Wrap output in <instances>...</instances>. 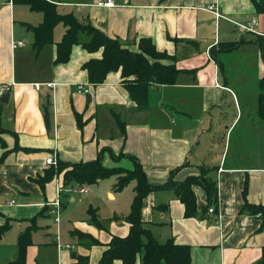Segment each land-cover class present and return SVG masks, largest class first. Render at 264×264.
Here are the masks:
<instances>
[{"label":"crops","instance_id":"obj_1","mask_svg":"<svg viewBox=\"0 0 264 264\" xmlns=\"http://www.w3.org/2000/svg\"><path fill=\"white\" fill-rule=\"evenodd\" d=\"M51 1L59 13L89 21L132 50L139 49V38L149 37L158 50L175 56L180 70L175 83L151 85L149 106L141 110L124 87L120 70L109 72L102 83L88 82L82 64L100 57L101 49L89 52L75 44L68 61L55 63L56 42L65 32L64 25L58 22L54 42L36 51L25 23L38 25L43 14L25 4L0 0V85H7L8 93L7 101H0L1 136L6 143V148L0 145V224L7 217L26 223L50 214L58 225L69 196L67 189L73 188V183L64 187L62 176L55 175L41 187L37 178L54 166L47 164L49 156L60 162H77L92 160L104 150V165L132 168L128 157L115 160L111 151L129 153L139 160L154 185L164 183L177 167V180L198 174L203 163L215 167L212 176L218 200L209 205L213 212L208 211L206 193L198 185L193 186L198 214L192 217L184 215V205L172 190L159 189L144 198L142 220L158 240L172 237L176 243L189 245L191 264H254L264 246V228L259 229L262 219L240 208L245 179L247 201L264 204V122L257 120V109L252 108L264 87V59L255 35L264 36V12H258L252 0H114L111 7L98 4L104 0ZM215 11L222 16H216ZM251 18L257 19L255 33L237 25ZM236 31L241 33L239 37ZM20 40L25 44L13 48L12 42ZM237 40L240 43L235 49H220L221 44ZM247 41L257 46L253 59L258 55L262 61L250 62L253 71L234 74L225 67L227 58L240 56L242 61L243 56L251 57L250 51L238 53ZM36 82L54 85L42 84L37 90ZM79 84L87 86L89 93L78 92ZM230 106L235 108L234 114ZM5 150L8 153L1 158ZM132 183L121 191L107 190L111 199L125 190L128 199L127 210L113 211L109 218H119H113L109 227L74 222L71 236H76L75 231L90 233L101 244L87 247L77 237L76 246L67 247L58 242V226L52 243L45 237L34 241L32 228L26 264H71L73 253L96 264L103 244L113 235L125 236L129 231L122 217L130 208ZM58 184L63 191L59 220L55 221L50 203L56 199ZM25 228L19 229L18 235ZM2 253L8 254L3 256L6 262L12 261L17 240ZM135 264H141L140 257Z\"/></svg>","mask_w":264,"mask_h":264},{"label":"trees","instance_id":"obj_2","mask_svg":"<svg viewBox=\"0 0 264 264\" xmlns=\"http://www.w3.org/2000/svg\"><path fill=\"white\" fill-rule=\"evenodd\" d=\"M258 12H264V0H252ZM15 4H25L33 11L43 14V19L38 25L25 23L32 32L33 39L31 46L36 51L43 46L53 43V30L58 22L65 27L62 38L56 42L55 63L68 61L71 49L75 44H81L89 52H96L101 49L100 57H93L82 64L86 70L87 80L91 84L104 82L107 74L111 71L120 70L121 81L126 88L130 98L141 110L147 109L149 90L152 84L166 85L173 84L180 69L175 65V56L166 51L158 50L149 37L139 38V49L132 50L125 46L118 38L110 37L96 28L89 21H80L74 14H61L57 11L55 3L51 0H12ZM264 59V36L255 34ZM173 41L177 39L172 37ZM240 43V40L230 41L221 44V50H233ZM264 82V79H263ZM262 82V83H263ZM264 92L258 94L257 115L264 122ZM117 123L124 131V123L117 117ZM79 121V125H80ZM3 129L0 126V145L6 148V143L1 134ZM103 151H99L92 160H81L77 162H60L56 166H51L45 170L42 176L37 178L38 183L43 188L44 185L53 179L55 175H62V185L66 187L70 183H76L80 188L84 185L97 183L99 180L110 176H115L113 190L120 191L130 183L133 184V197L128 213L123 216V220L129 224V231L125 236L113 235L110 240L103 244L105 246L96 264H114L119 260L121 264H135L138 257L141 264H191L190 246L176 243L172 237L160 242L151 229L147 227L141 218V208L144 198L152 191L159 189L172 190L174 195L184 205V215L186 217L196 216L197 200L193 186L198 185L206 193L207 207L217 203L218 188L212 171L215 167L200 164L199 173L189 175L182 180L175 179L173 169L169 173L168 179L162 184H151L146 176L145 170L139 160L132 154L120 152L112 157L118 160L128 157L132 163V168L122 166H106L103 164ZM8 150L2 153L4 158ZM247 179H245L242 195L244 202L240 208L242 212L252 215L259 214L262 222L259 229L264 228V204H252L246 199ZM88 221L98 228H103L99 221L96 209L88 206ZM113 218H119L117 215ZM11 218L0 224V240L11 226ZM33 220V219H31ZM31 227L28 226L19 233L17 238V255L9 262L3 264H26L27 247L31 244ZM80 244L85 246L98 245L101 242L90 233L75 231ZM75 261L71 264H91L85 255L73 253ZM254 264H264V246L261 257Z\"/></svg>","mask_w":264,"mask_h":264},{"label":"rangeland","instance_id":"obj_3","mask_svg":"<svg viewBox=\"0 0 264 264\" xmlns=\"http://www.w3.org/2000/svg\"><path fill=\"white\" fill-rule=\"evenodd\" d=\"M256 15L259 14L256 13ZM234 33L237 35V37H239V35L241 34L238 31ZM250 35L251 34L245 35V33H243V36L248 37ZM256 49L257 46L255 43L253 44V42L247 41L242 43L238 53H240L241 50L246 52L250 51L251 57L243 56L241 61L240 56H236V58L228 56L227 58L228 62L226 63L225 67L229 70H232L234 74H238V75H241V71L244 69L252 70L253 63H250L251 61H262L260 60L259 58L260 56L258 55L253 59L252 52L255 51ZM222 59L225 60V58ZM257 68L259 67L257 66ZM263 76H264V72H263ZM259 78L260 77L257 78V81L259 80ZM263 92H264V87H263ZM255 100H256L255 105H253L252 107L254 110H256V106H257V99ZM263 101H264V97H263ZM232 107L233 106H230L229 109L230 112L234 114L236 111L235 108ZM260 119L261 118L259 117L257 120L261 121ZM114 182H115L114 176H110L101 180L98 183H94L91 185H84L83 187L87 188L88 190L86 193L81 192L79 186H77L76 183L72 184L73 188L67 187L69 188L67 189V192H69V196L65 197L66 207L62 209L60 213V221L58 225H56V223L53 222V216L50 214L46 215L45 218H40L37 222L26 221V223H22L19 220L11 221L10 228L2 238L1 248H0V264L8 260L5 259L6 257H3L8 255L7 253L3 255L2 253L3 249H11L13 247V244L15 245L16 243L19 229L25 228L26 226H30L31 228H33L32 240L37 241L45 237L51 243H52V238L54 237V235L56 236L57 234V226H58V234H59L58 242L62 244H68L70 247L71 245L75 247L78 239L77 236L75 237L71 236L70 231L72 229H75L76 225H74V222L82 223L84 225H87L88 223L90 224V222L88 221L89 215L86 209L88 208V205H91L93 208L96 209V214L99 221L103 223V225L106 228L109 227L110 224L112 223L111 222L112 219L109 217L112 215L113 211L115 210L119 212V211L127 210V206H128V199L124 192L125 190H123V192H121L120 195H117L116 199H111L107 196V190L112 189ZM131 194H133L132 190H131ZM159 240H161L160 242H163V239H159Z\"/></svg>","mask_w":264,"mask_h":264},{"label":"built area","instance_id":"obj_4","mask_svg":"<svg viewBox=\"0 0 264 264\" xmlns=\"http://www.w3.org/2000/svg\"><path fill=\"white\" fill-rule=\"evenodd\" d=\"M99 5H104L107 7H111L115 5V1L114 0H104L98 3ZM214 5L211 4L209 5V8L212 9ZM214 14L216 16H222L219 12L215 11ZM257 23V19L256 18H251L250 21L248 23H237V25L240 27V29H242L243 31H247V32H252L255 33L254 31V27ZM24 41L20 40V41H16V42H12V47L15 48L17 46L20 45H24ZM42 84H44L47 87H52L54 85V83L52 82H46V83H41V82H36L34 83V87L38 90L41 88ZM7 89V85L2 84L0 85V97H2L5 93V90ZM76 90L78 92H84V93H89V88L85 85H77L76 86ZM47 164H52L54 166L57 165V159L54 156H49L46 159ZM63 191V187L62 185L58 184L57 188H56V199L54 201H52L50 203V205L52 206L51 208V213L55 215V221L59 220V212H60V205H61V201H60V193H62ZM81 192H86L87 189L85 187L80 188ZM214 208L213 207H209L208 211L209 212H213ZM257 216H260L259 214H257ZM67 247H69V245H66Z\"/></svg>","mask_w":264,"mask_h":264},{"label":"water","instance_id":"obj_5","mask_svg":"<svg viewBox=\"0 0 264 264\" xmlns=\"http://www.w3.org/2000/svg\"><path fill=\"white\" fill-rule=\"evenodd\" d=\"M8 99V93H4V95L0 98L1 102H6Z\"/></svg>","mask_w":264,"mask_h":264}]
</instances>
